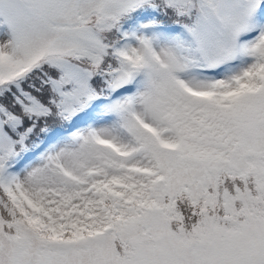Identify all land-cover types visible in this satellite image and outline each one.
Here are the masks:
<instances>
[{"label":"snow or ice","instance_id":"snow-or-ice-1","mask_svg":"<svg viewBox=\"0 0 264 264\" xmlns=\"http://www.w3.org/2000/svg\"><path fill=\"white\" fill-rule=\"evenodd\" d=\"M0 264H264V0H0Z\"/></svg>","mask_w":264,"mask_h":264}]
</instances>
